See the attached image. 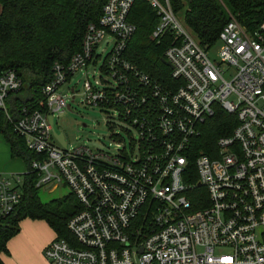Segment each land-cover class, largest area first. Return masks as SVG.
I'll list each match as a JSON object with an SVG mask.
<instances>
[{
  "label": "built area",
  "instance_id": "built-area-1",
  "mask_svg": "<svg viewBox=\"0 0 264 264\" xmlns=\"http://www.w3.org/2000/svg\"><path fill=\"white\" fill-rule=\"evenodd\" d=\"M144 1L158 16L151 39L172 36L164 51L171 85L125 57L136 31L128 21L134 0H105L80 50L53 64L40 108L11 107L22 82L13 70L0 75V116L37 155L22 174L0 173V230L34 175V188L65 185L81 208L67 222L70 238L44 247L49 264H264V23L248 30L231 19L203 48L169 0ZM103 45L99 75H88ZM214 47L218 59L209 57ZM77 74L81 92L61 91ZM77 96L133 128L136 140L120 144L111 132L106 150L63 148L49 117L70 110ZM217 109L234 115L236 126L211 156H196L202 126Z\"/></svg>",
  "mask_w": 264,
  "mask_h": 264
},
{
  "label": "trees",
  "instance_id": "trees-1",
  "mask_svg": "<svg viewBox=\"0 0 264 264\" xmlns=\"http://www.w3.org/2000/svg\"><path fill=\"white\" fill-rule=\"evenodd\" d=\"M104 2L0 0V75L13 70L22 82L20 92L12 97L11 107L40 108V91L51 78L53 64L68 63L80 50L84 30L88 24L97 22ZM169 3L203 48L216 44L220 30L231 19L248 30L264 23V0H169ZM128 21L135 25L136 31L126 47V59L161 85H171V71L163 60L164 51L173 40L169 33L159 43L151 39V31L158 23L156 12L144 0H134ZM235 126L234 115L217 109L202 126L195 155L211 156L216 140L230 134ZM0 127L12 158L22 159L26 166L37 158L2 115ZM35 178L34 175L26 178L22 201L0 230V254L7 253V242L19 232L24 219L44 221L56 238H70L66 225L81 209L77 199L69 192L42 202L38 189L34 188Z\"/></svg>",
  "mask_w": 264,
  "mask_h": 264
},
{
  "label": "rangeland",
  "instance_id": "rangeland-1",
  "mask_svg": "<svg viewBox=\"0 0 264 264\" xmlns=\"http://www.w3.org/2000/svg\"><path fill=\"white\" fill-rule=\"evenodd\" d=\"M178 19L181 22L182 16H178ZM216 47H218V45ZM216 47H214V49H212L213 51H210L209 53L211 59H218L216 55ZM102 50H104V53L102 54L101 51H99L102 57L96 68L93 70V68L88 67V75H91L93 71H95V75L98 77V67L101 66L103 58L109 50V46L103 45ZM83 80L84 76L77 74L71 77L70 80L62 86L61 91H67L68 89L70 90L74 88L75 92L79 94L82 89ZM21 95L23 94L21 93L20 96ZM52 122V134H63L65 142L68 147L71 148L84 145L92 149L106 150V147L113 142L110 137L111 132L114 135L116 134L119 136V141L117 143L120 144L125 143L128 146L131 140H136V132L133 128L119 122L118 120L107 119L104 111L81 106L79 104L78 96L74 102L70 103V110H65L64 112L55 115ZM109 128L111 130H109ZM22 165V172L17 174H22L26 171L27 166L24 162ZM69 192L70 190L67 186L59 185L51 192H48L45 189H39L38 195L42 202H49L50 200L60 198ZM42 234V229L37 228L34 237L40 239Z\"/></svg>",
  "mask_w": 264,
  "mask_h": 264
},
{
  "label": "crops",
  "instance_id": "crops-1",
  "mask_svg": "<svg viewBox=\"0 0 264 264\" xmlns=\"http://www.w3.org/2000/svg\"><path fill=\"white\" fill-rule=\"evenodd\" d=\"M23 160L12 158L9 144L0 133V173L22 172ZM43 231L42 237H34L36 229ZM55 233L41 220L24 219L19 224V232L6 245L7 253L0 254L1 264H49L43 257V249L54 238Z\"/></svg>",
  "mask_w": 264,
  "mask_h": 264
},
{
  "label": "water",
  "instance_id": "water-1",
  "mask_svg": "<svg viewBox=\"0 0 264 264\" xmlns=\"http://www.w3.org/2000/svg\"><path fill=\"white\" fill-rule=\"evenodd\" d=\"M163 64L167 67H171L170 64L163 60ZM49 122L52 123L51 118L49 117ZM55 139L58 141V143L64 148L65 147V141L63 134H54Z\"/></svg>",
  "mask_w": 264,
  "mask_h": 264
}]
</instances>
